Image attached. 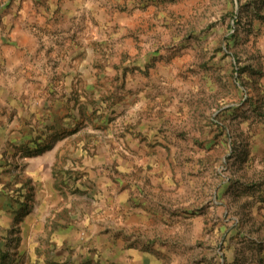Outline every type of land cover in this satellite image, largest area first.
I'll return each instance as SVG.
<instances>
[{"label":"rangeland","instance_id":"obj_1","mask_svg":"<svg viewBox=\"0 0 264 264\" xmlns=\"http://www.w3.org/2000/svg\"><path fill=\"white\" fill-rule=\"evenodd\" d=\"M59 1L0 0V264H264V0Z\"/></svg>","mask_w":264,"mask_h":264},{"label":"crops","instance_id":"obj_2","mask_svg":"<svg viewBox=\"0 0 264 264\" xmlns=\"http://www.w3.org/2000/svg\"><path fill=\"white\" fill-rule=\"evenodd\" d=\"M52 1H53V3H51V5H56L57 0H52ZM72 1H73V3H75L76 0H60L59 5L64 6V8H68V6H70L69 4H71ZM71 9H72V7H71ZM3 60H4V58H2V59L0 58L1 64H3V62H4Z\"/></svg>","mask_w":264,"mask_h":264}]
</instances>
